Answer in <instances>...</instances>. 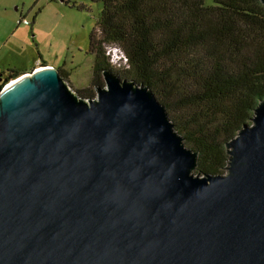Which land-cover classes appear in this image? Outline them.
Returning a JSON list of instances; mask_svg holds the SVG:
<instances>
[{
  "label": "water",
  "instance_id": "95a60500",
  "mask_svg": "<svg viewBox=\"0 0 264 264\" xmlns=\"http://www.w3.org/2000/svg\"><path fill=\"white\" fill-rule=\"evenodd\" d=\"M103 75L88 99L52 65L0 90V264H264V99L200 175L153 90Z\"/></svg>",
  "mask_w": 264,
  "mask_h": 264
},
{
  "label": "trees",
  "instance_id": "16d2710c",
  "mask_svg": "<svg viewBox=\"0 0 264 264\" xmlns=\"http://www.w3.org/2000/svg\"><path fill=\"white\" fill-rule=\"evenodd\" d=\"M100 1L98 28L91 34V87L80 95L96 96L97 86L105 85L103 70L148 85L186 145L198 152L195 172L225 173L226 144L252 122L264 99L262 1ZM109 47L122 53L125 65L111 61ZM59 69L70 81V71ZM9 71L0 90L22 75Z\"/></svg>",
  "mask_w": 264,
  "mask_h": 264
},
{
  "label": "rangeland",
  "instance_id": "374dc122",
  "mask_svg": "<svg viewBox=\"0 0 264 264\" xmlns=\"http://www.w3.org/2000/svg\"><path fill=\"white\" fill-rule=\"evenodd\" d=\"M101 9L100 0H0V76L10 69L32 72L42 60L70 71L74 90L91 87V34ZM108 52L113 63L125 65L118 49Z\"/></svg>",
  "mask_w": 264,
  "mask_h": 264
},
{
  "label": "flooded vegetation",
  "instance_id": "af4514ba",
  "mask_svg": "<svg viewBox=\"0 0 264 264\" xmlns=\"http://www.w3.org/2000/svg\"><path fill=\"white\" fill-rule=\"evenodd\" d=\"M10 76V73L8 75H5V73H2L0 76V84L3 83L5 79H7Z\"/></svg>",
  "mask_w": 264,
  "mask_h": 264
},
{
  "label": "bare ground",
  "instance_id": "6f19581e",
  "mask_svg": "<svg viewBox=\"0 0 264 264\" xmlns=\"http://www.w3.org/2000/svg\"><path fill=\"white\" fill-rule=\"evenodd\" d=\"M14 82H16V81L14 80V81H12L10 84H12V83H14Z\"/></svg>",
  "mask_w": 264,
  "mask_h": 264
},
{
  "label": "clouds",
  "instance_id": "9594fccd",
  "mask_svg": "<svg viewBox=\"0 0 264 264\" xmlns=\"http://www.w3.org/2000/svg\"><path fill=\"white\" fill-rule=\"evenodd\" d=\"M36 68H38V67H36ZM36 68H35V69H36ZM6 85H7V84H6Z\"/></svg>",
  "mask_w": 264,
  "mask_h": 264
},
{
  "label": "crops",
  "instance_id": "0c3cea01",
  "mask_svg": "<svg viewBox=\"0 0 264 264\" xmlns=\"http://www.w3.org/2000/svg\"><path fill=\"white\" fill-rule=\"evenodd\" d=\"M48 64V63H47ZM49 65V64H48ZM37 67V66H36Z\"/></svg>",
  "mask_w": 264,
  "mask_h": 264
},
{
  "label": "built area",
  "instance_id": "2783aa9c",
  "mask_svg": "<svg viewBox=\"0 0 264 264\" xmlns=\"http://www.w3.org/2000/svg\"><path fill=\"white\" fill-rule=\"evenodd\" d=\"M27 23H29V22H27Z\"/></svg>",
  "mask_w": 264,
  "mask_h": 264
}]
</instances>
